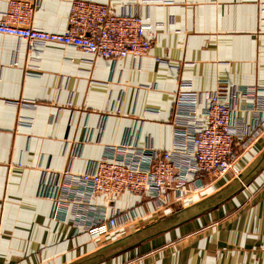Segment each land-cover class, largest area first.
<instances>
[{"label":"crops","instance_id":"1","mask_svg":"<svg viewBox=\"0 0 264 264\" xmlns=\"http://www.w3.org/2000/svg\"><path fill=\"white\" fill-rule=\"evenodd\" d=\"M72 1L38 0L33 25L65 31ZM92 1L118 14L138 11L155 33L150 53L112 61L54 42L31 50L25 40L0 34V264H70L138 230L172 225L175 214L203 201L212 206L90 264H264V162L242 188L233 174L206 180L162 211L130 193L110 203L93 196L97 214L120 210L136 221L104 240L77 227L75 208L53 216L54 201L41 195L51 173L90 171L122 143L172 148L182 82L200 107L202 95L221 82L249 88L250 97L229 98L233 117L254 134L239 150V171L264 152V0ZM6 8L0 0V16Z\"/></svg>","mask_w":264,"mask_h":264},{"label":"built area","instance_id":"2","mask_svg":"<svg viewBox=\"0 0 264 264\" xmlns=\"http://www.w3.org/2000/svg\"><path fill=\"white\" fill-rule=\"evenodd\" d=\"M37 5L38 0H7L0 16V34L25 40L31 50L54 42L112 61L150 53L155 33L138 11L118 14L107 3L73 0L65 31L51 32L33 25ZM202 96L205 105L200 107L198 94L190 84L180 83L172 148L141 149L122 143L108 148L90 171L51 173L53 177L41 183V195L54 201L53 216L61 218L65 209L75 208L73 211L81 212L76 217L77 227L96 240L127 227L133 220L127 217L128 212L120 210L117 215L108 216L105 211L97 214L91 203L93 196L113 199L128 192L149 198L154 211H160L175 202L172 193L175 200H182L196 194L206 180L212 182L227 174L237 176L238 145L245 148L254 134L246 133L243 121L233 117L236 108L229 98H248L249 88L221 82L214 92ZM118 216L124 224H119Z\"/></svg>","mask_w":264,"mask_h":264},{"label":"water","instance_id":"3","mask_svg":"<svg viewBox=\"0 0 264 264\" xmlns=\"http://www.w3.org/2000/svg\"><path fill=\"white\" fill-rule=\"evenodd\" d=\"M263 162H264V152L260 155V157L256 160V162L254 163V165H252L251 168H249L248 170L244 172L240 171L238 173V175L235 177V182H234L235 188L239 189V188L244 187L247 184V181L252 175V173L255 172L256 166L260 165ZM210 206H212L211 201H203V202L191 205L189 207H186L185 209L181 210L179 213L174 215V220L172 221L174 223H172V225H171V220L170 221L168 220L166 223H164L165 227L163 226V224L159 226L158 224H156V225H152L151 230L145 233H142V230H138L121 239L114 241L111 244H108L102 247L94 255H91L90 257H87V258H84L78 261H74L73 263H70V264H90L96 260L106 257L105 253L110 251L111 249L124 250V249L130 248L138 243H141L142 241L152 238L158 233L163 232L178 223L187 221L197 216L199 213L203 212Z\"/></svg>","mask_w":264,"mask_h":264},{"label":"rangeland","instance_id":"4","mask_svg":"<svg viewBox=\"0 0 264 264\" xmlns=\"http://www.w3.org/2000/svg\"><path fill=\"white\" fill-rule=\"evenodd\" d=\"M238 149L240 150V151H242L244 148L243 147H240L239 145H238ZM240 154V153H239ZM239 160V158L237 159V161ZM125 193H128V192H125ZM123 194V193H122ZM121 194V195H122ZM131 194V193H130ZM134 195V194H133ZM118 196H120V195H118ZM118 196H115L113 199H109L108 197H105L107 200H108V202L110 203V202H113ZM104 197V196H103ZM171 200H174L176 203H175V205H178L177 203H179L180 204V200H175V199H173V194H171ZM174 206V205H173ZM166 208H163V209H161L160 211H162V210H165ZM136 221H133L132 223H135ZM89 236V235H88ZM109 236L110 235H107V236H104V237H102V238H99V240H104V239H106V238H109ZM90 238V237H89ZM90 239H92V238H90ZM94 240V239H93Z\"/></svg>","mask_w":264,"mask_h":264}]
</instances>
